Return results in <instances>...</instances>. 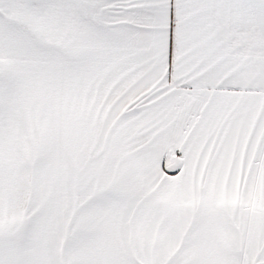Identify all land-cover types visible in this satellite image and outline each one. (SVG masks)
<instances>
[{"label":"snow or ice","instance_id":"6c2138e0","mask_svg":"<svg viewBox=\"0 0 264 264\" xmlns=\"http://www.w3.org/2000/svg\"><path fill=\"white\" fill-rule=\"evenodd\" d=\"M0 264H264V0H0Z\"/></svg>","mask_w":264,"mask_h":264}]
</instances>
